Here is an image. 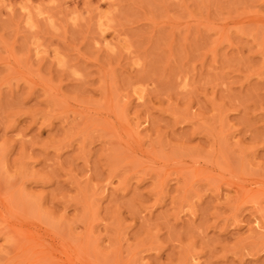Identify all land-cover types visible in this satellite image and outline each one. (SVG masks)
I'll return each mask as SVG.
<instances>
[{"label": "rangeland", "instance_id": "rangeland-1", "mask_svg": "<svg viewBox=\"0 0 264 264\" xmlns=\"http://www.w3.org/2000/svg\"><path fill=\"white\" fill-rule=\"evenodd\" d=\"M60 261L264 264V0H0V264Z\"/></svg>", "mask_w": 264, "mask_h": 264}, {"label": "bare ground", "instance_id": "bare-ground-1", "mask_svg": "<svg viewBox=\"0 0 264 264\" xmlns=\"http://www.w3.org/2000/svg\"><path fill=\"white\" fill-rule=\"evenodd\" d=\"M88 115V114H87ZM86 115V116H87ZM130 140V139H129ZM212 165V164H211ZM207 166V165H206ZM241 189H242V186L240 187ZM238 191V190H237ZM2 211V210H1ZM9 217V216H8ZM7 220H9V219H7ZM23 226V225H22ZM13 228H15V226L13 227ZM17 230H18V228H16ZM6 231V230H5ZM34 234V233H33ZM34 236H36V234H34ZM36 238L39 240V238H40V236L38 235V236H36ZM35 238V239H36ZM42 238V237H41ZM45 238V237H44ZM43 238V239H44ZM42 240V239H41ZM45 240V239H44ZM51 240V239H50ZM39 244V243H38ZM39 247H40V249L42 250V251H40L42 254H43V252H45V255H44V257L47 255V257L49 256L50 258H58L57 257V255L61 252L62 253V251L64 250V251H67V255L70 253L69 252V250H68V248L66 247L65 248V246H62V247H60V245H57V244H55L54 242H53V240H52V242H43V240H42V242H40V244L38 245ZM64 248V249H63ZM63 249V250H62ZM63 251V252H64ZM65 253V252H64ZM66 255V256H67ZM68 257V256H67ZM58 260H60V259H58ZM76 261V260H75ZM60 262H62V263H64L63 261H60ZM55 263V262H54ZM64 264H66V262L64 263ZM74 264V263H73Z\"/></svg>", "mask_w": 264, "mask_h": 264}]
</instances>
